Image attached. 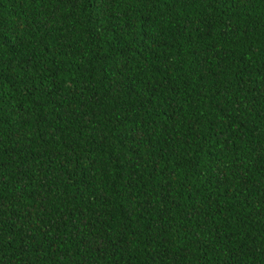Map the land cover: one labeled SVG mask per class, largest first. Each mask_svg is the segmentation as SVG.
Masks as SVG:
<instances>
[{"label":"trees","instance_id":"1","mask_svg":"<svg viewBox=\"0 0 264 264\" xmlns=\"http://www.w3.org/2000/svg\"><path fill=\"white\" fill-rule=\"evenodd\" d=\"M0 264H264V0H0Z\"/></svg>","mask_w":264,"mask_h":264}]
</instances>
